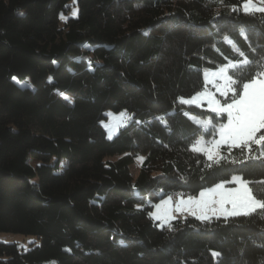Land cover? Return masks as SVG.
<instances>
[{"label":"trees","instance_id":"1","mask_svg":"<svg viewBox=\"0 0 264 264\" xmlns=\"http://www.w3.org/2000/svg\"><path fill=\"white\" fill-rule=\"evenodd\" d=\"M71 1L0 0V232L40 240L0 241V264H264V210L160 226L147 204L234 174L264 199V149L207 160L192 146L217 133L178 103L202 89L203 67L247 59L230 70L243 82L264 72V14L245 0H76L65 18ZM108 110L131 116L112 139Z\"/></svg>","mask_w":264,"mask_h":264},{"label":"snow or ice","instance_id":"2","mask_svg":"<svg viewBox=\"0 0 264 264\" xmlns=\"http://www.w3.org/2000/svg\"><path fill=\"white\" fill-rule=\"evenodd\" d=\"M253 3L254 0H245L243 4L245 13L255 12L264 14V6L252 7ZM260 4L264 5V0H260ZM63 18L61 16V19ZM228 42L232 43L231 40ZM243 63L247 65L250 61L245 59ZM229 67L235 68L236 65H229ZM211 76L212 78L208 80V83L213 84L216 89L215 93L206 90L198 93L191 99L185 100L182 98L181 102L189 105H199L206 101L207 111L214 113L215 117L198 120L197 124L202 127L205 133L211 128L214 133H218L219 139L211 140L207 146L200 148L193 147L191 150L202 153L209 161L219 163V160L226 159L221 154V149L225 146L229 150V155H231L232 149H240L242 152L246 150L249 157L253 151V145L264 149V72H260L257 76L248 79L247 82L234 79L232 75L228 74L227 68H220L218 72H213ZM217 93L219 97L223 98V102L217 98ZM65 99H68V97H65ZM124 115V113H121V116ZM217 117H226L227 122L220 123L217 127L213 123V119ZM128 118L130 119V117ZM118 126L105 125L106 128H111L112 130H115ZM108 139H112L111 131L109 132ZM201 141H203V136H201ZM261 155L264 156V150H262ZM232 163H236L235 159L232 160ZM240 163H244V161H240ZM208 166L211 167V164ZM224 183H233L239 187L228 189L225 195L223 191ZM249 183L250 181L245 180L242 175H232L229 181L218 183L214 189L208 190L220 193L218 201L212 198L206 199L207 192L201 191L199 199L191 196L187 200L181 198L177 211H182L187 206L193 216L201 221H205L210 219L209 215H207L208 211H211L213 214L218 211L227 218L248 216L257 212L258 209L264 210V199H258L253 194ZM171 203L172 198L169 196L167 200L156 204L155 208L157 211L155 218L161 219L160 210L165 205H170ZM217 204L219 205L218 209L214 207ZM226 205H230V207H226ZM197 211H199V215L196 214ZM163 218L167 219V214ZM212 255L215 257L219 253L213 252Z\"/></svg>","mask_w":264,"mask_h":264},{"label":"rangeland","instance_id":"3","mask_svg":"<svg viewBox=\"0 0 264 264\" xmlns=\"http://www.w3.org/2000/svg\"><path fill=\"white\" fill-rule=\"evenodd\" d=\"M70 4L72 5L73 9H72V11L70 12V14L68 16H65V18H67L69 16L76 17L77 14H78V6L76 4V0L71 1ZM259 6H264V5L260 4V0H254V3L252 5V7H259ZM242 8H243V6H242ZM74 13H75V15H74ZM226 38H227V40H230L229 37H226ZM244 60H242V61H239V60L238 61H230V62H228V63H226V64H224L222 66H219L217 68H208V67H203L202 68V74H203V79H204V86L202 87V89L197 91L195 94H193L191 96L179 97L178 98L179 105H181L185 109V111L188 114V116L194 122L197 123L198 120H206V119L200 118V117H198V116H196L194 114L189 113L187 109L190 106H195V107L207 109V102L204 101V102H202L199 105H197V104L189 105V104L182 103L181 99L182 98L185 99V100L191 99L192 97L196 96L198 93L206 91V90L215 93L216 89L213 86V84L208 83V80L212 78L211 74L213 72H218L220 70V68H227L228 69V74L231 75L230 74V70L233 67H229V65L239 66L241 64H244L243 63ZM15 80L17 82L21 83V84H25L26 83V81H22V80H20L18 78H15ZM217 82H219V81H217ZM217 98L221 99V101L223 102V98L219 97L218 93H217ZM121 113H124L125 115L121 116ZM105 114H106V118L101 121V125L103 126V128L106 131L107 138H108V135H109L110 131H111L112 138H114L118 134L120 129L126 125V119L128 117L131 118V116L125 111L114 112L112 110H108V111H106ZM226 122L227 121H225L223 123H226ZM105 125H109V126L119 125V126L116 127L115 130H112L111 128H106ZM214 139H219L218 133H217V137L205 138L203 136V141H201V136H200L195 141V143L193 144L192 148L193 147L200 148V147L207 146L209 144V142L211 140H214ZM143 160H144V156L143 155L139 154V155H137L135 157L134 163L131 165L133 173H137L138 172V170L141 168ZM62 164L64 165L65 162L63 161ZM234 175H240V174H234ZM229 180H230V178L227 179V180L220 181L219 183H222V182H225V181H229ZM216 185L202 190V191H206L207 192L206 199L207 198H212V199H215L217 201L220 199V193L219 192L208 191L210 189H214ZM238 187H239L238 185L233 184V183H224V190H223L224 194L225 195L227 194V190L228 189H234V188H238ZM249 187L252 189L250 183H249ZM156 193L157 194H161L162 192H161L160 189H157ZM199 193L198 194H187V193H182L181 194L180 193V194H178V197L176 199H174L172 195H167V196L161 198L159 201H156V202H152L150 200H147V204L152 206V210L150 212V215L155 221H158L160 223V226H171L173 224V222L181 215H188V216H190L192 218H196L195 216L192 215V212L189 210V208L187 206H185L182 211H177V207L179 206V201H180L181 198L187 200L188 197L191 196L193 198L199 199ZM169 196H171V198H172V203L170 205H165L160 210V214H161L162 218L159 219V220L156 219L155 218V214H156L157 210L155 208V205L156 204H160L163 200H167ZM214 207H216L218 209L219 205L218 204L214 205ZM226 207H230V205H226ZM165 214H167V217H168L167 219L163 218L165 216ZM196 214L199 215L200 214L199 211H197ZM207 215H209V217H210V219H208V220H211L213 218H226L223 215H221L218 211L215 214H213L211 211H208ZM227 218H231V217H227ZM208 220H205V221H208ZM0 241L6 242V243H16V244L19 245L20 248H22L24 250L30 249L32 246H34L36 244H39V242H40L39 238L36 235H26V234H21V233H16V232H0ZM47 263L54 264L55 260L51 259V260L47 261Z\"/></svg>","mask_w":264,"mask_h":264},{"label":"built area","instance_id":"4","mask_svg":"<svg viewBox=\"0 0 264 264\" xmlns=\"http://www.w3.org/2000/svg\"><path fill=\"white\" fill-rule=\"evenodd\" d=\"M178 194H179V193L174 192V193H172L171 195L173 196L174 199H176V198L178 197ZM183 217H185V215H181V216H179L178 218H183Z\"/></svg>","mask_w":264,"mask_h":264},{"label":"bare ground","instance_id":"5","mask_svg":"<svg viewBox=\"0 0 264 264\" xmlns=\"http://www.w3.org/2000/svg\"><path fill=\"white\" fill-rule=\"evenodd\" d=\"M186 216L188 217V215H185V217H186Z\"/></svg>","mask_w":264,"mask_h":264},{"label":"clouds","instance_id":"6","mask_svg":"<svg viewBox=\"0 0 264 264\" xmlns=\"http://www.w3.org/2000/svg\"><path fill=\"white\" fill-rule=\"evenodd\" d=\"M21 15H23V13H21Z\"/></svg>","mask_w":264,"mask_h":264}]
</instances>
